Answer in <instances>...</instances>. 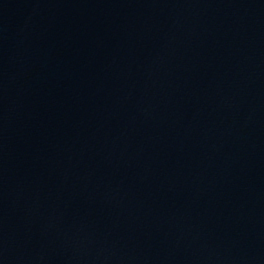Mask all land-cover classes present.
Returning <instances> with one entry per match:
<instances>
[{
	"label": "water",
	"instance_id": "95a60500",
	"mask_svg": "<svg viewBox=\"0 0 264 264\" xmlns=\"http://www.w3.org/2000/svg\"><path fill=\"white\" fill-rule=\"evenodd\" d=\"M0 264H264V0H0Z\"/></svg>",
	"mask_w": 264,
	"mask_h": 264
}]
</instances>
